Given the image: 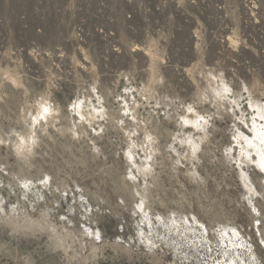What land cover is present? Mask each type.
I'll return each instance as SVG.
<instances>
[{
    "label": "rangeland",
    "instance_id": "rangeland-1",
    "mask_svg": "<svg viewBox=\"0 0 264 264\" xmlns=\"http://www.w3.org/2000/svg\"><path fill=\"white\" fill-rule=\"evenodd\" d=\"M181 6L0 0V264H264V0Z\"/></svg>",
    "mask_w": 264,
    "mask_h": 264
},
{
    "label": "built area",
    "instance_id": "built-area-1",
    "mask_svg": "<svg viewBox=\"0 0 264 264\" xmlns=\"http://www.w3.org/2000/svg\"><path fill=\"white\" fill-rule=\"evenodd\" d=\"M25 3L36 11L38 23H48L50 17L60 22L54 17L61 11L67 24L72 26L91 24L94 27L108 20L105 10L119 9V16L123 21L128 24L138 21L142 25L141 36L150 42L165 41L173 37V32L170 34L166 30L157 29L160 25L176 24L172 9L179 13V26H183L181 0H25ZM124 8L132 11L125 13L122 11ZM41 9H48L50 12L46 15L39 13ZM21 20L25 21L23 18ZM73 32L79 33V28L74 27Z\"/></svg>",
    "mask_w": 264,
    "mask_h": 264
},
{
    "label": "bare ground",
    "instance_id": "bare-ground-1",
    "mask_svg": "<svg viewBox=\"0 0 264 264\" xmlns=\"http://www.w3.org/2000/svg\"><path fill=\"white\" fill-rule=\"evenodd\" d=\"M212 5H214V4H212ZM215 6V5H214ZM234 6V5H233ZM251 25V24H250ZM263 32V31H262ZM264 42V41H263Z\"/></svg>",
    "mask_w": 264,
    "mask_h": 264
}]
</instances>
